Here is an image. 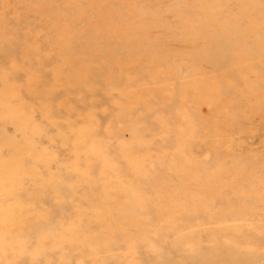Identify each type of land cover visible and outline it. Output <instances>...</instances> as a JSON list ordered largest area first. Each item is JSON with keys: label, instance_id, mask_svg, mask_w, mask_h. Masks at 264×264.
Here are the masks:
<instances>
[{"label": "rangeland", "instance_id": "374dc122", "mask_svg": "<svg viewBox=\"0 0 264 264\" xmlns=\"http://www.w3.org/2000/svg\"><path fill=\"white\" fill-rule=\"evenodd\" d=\"M0 264H264V0H0Z\"/></svg>", "mask_w": 264, "mask_h": 264}]
</instances>
